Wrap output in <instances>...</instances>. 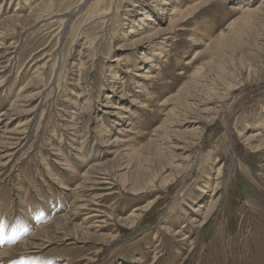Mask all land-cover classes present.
Wrapping results in <instances>:
<instances>
[{
	"label": "rangeland",
	"instance_id": "rangeland-1",
	"mask_svg": "<svg viewBox=\"0 0 264 264\" xmlns=\"http://www.w3.org/2000/svg\"><path fill=\"white\" fill-rule=\"evenodd\" d=\"M99 2L0 0V264H264V0Z\"/></svg>",
	"mask_w": 264,
	"mask_h": 264
},
{
	"label": "bare ground",
	"instance_id": "bare-ground-1",
	"mask_svg": "<svg viewBox=\"0 0 264 264\" xmlns=\"http://www.w3.org/2000/svg\"><path fill=\"white\" fill-rule=\"evenodd\" d=\"M5 1H7V0H5ZM90 1L91 0H86V3H88L89 2V4H90ZM91 6H93V8L95 9V11H97L98 9H99V5H100V2H99V0H94L93 2H92V4H90ZM86 6L84 5V7H82L81 9H80V11H83L84 10V8H85ZM4 11V10H3ZM187 12V10H185L184 9V7H181V4L179 5V3L173 8V12H172V18H171V22L172 21H174V22H179V21H181V20H183V18H184V16H185V13ZM77 14V13H76ZM7 19V18H6ZM19 20H20V18H19ZM0 22H2V21H0ZM206 25H202V28H204ZM2 27V26H1ZM148 107V103H146V102H144L143 103V105H142V109L143 110H145L146 108ZM171 112V111H170ZM169 112V113H170ZM173 112V111H172ZM167 122V120L165 121V122H163V126H164V124ZM127 135H126V137L125 138H123L122 140H124L123 142L124 143H126V144H129V145H132V143H133V141L135 140L134 139V137L133 136H130L128 133H126ZM168 134V133H167ZM120 140H121V137H118V139L116 140V143H120ZM127 146V145H126ZM132 149V148H131ZM133 151V150H132ZM96 166L97 165H92L90 168H89V171L86 173V177H85V182H83L79 187L81 188V189H83V191H86V190H88V191H90V189H93V188H96L99 184H100V179H98V178H96L95 176H93L94 174L93 173H97V168H96ZM208 184H211L210 182L208 183ZM83 197V195H81V196H78V198L76 199V203H75V205L73 206V207H75V211H77L76 210V208H78L79 206H78V203H77V201H81V199L80 198H82ZM91 199H93V200H95L96 199V197L93 195L92 196V198ZM213 207V204H210V205H208V207H206L207 209H206V213L209 211V210H211V208ZM74 209V208H73ZM199 210L201 211L202 209H200L199 208ZM72 211V210H71ZM71 215H73V214H71ZM76 215V214H75ZM206 215V214H205ZM202 215H201V213H198V216L197 217H201ZM207 215L205 216V218H204V216L202 217V220L203 221H205L207 218ZM196 219V218H195ZM83 225V224H82ZM35 236V235H34ZM35 244H37V243H35ZM38 245V244H37ZM24 249V248H23ZM22 264H32V263H30V262H23Z\"/></svg>",
	"mask_w": 264,
	"mask_h": 264
}]
</instances>
